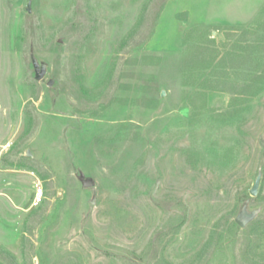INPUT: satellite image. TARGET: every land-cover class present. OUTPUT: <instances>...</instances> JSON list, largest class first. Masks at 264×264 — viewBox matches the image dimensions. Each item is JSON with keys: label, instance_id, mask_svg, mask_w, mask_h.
I'll list each match as a JSON object with an SVG mask.
<instances>
[{"label": "rangeland", "instance_id": "rangeland-1", "mask_svg": "<svg viewBox=\"0 0 264 264\" xmlns=\"http://www.w3.org/2000/svg\"><path fill=\"white\" fill-rule=\"evenodd\" d=\"M0 264H264V0H0Z\"/></svg>", "mask_w": 264, "mask_h": 264}, {"label": "water", "instance_id": "water-1", "mask_svg": "<svg viewBox=\"0 0 264 264\" xmlns=\"http://www.w3.org/2000/svg\"><path fill=\"white\" fill-rule=\"evenodd\" d=\"M28 11L31 12L30 7L28 8ZM35 67L38 68L37 64L35 65ZM44 76H45V69L42 68V69H40V71L37 69V78L42 79V78H44ZM50 85H52V82H50ZM258 185H259V182L256 183L254 189L252 190V192H251L252 195L256 194ZM250 220H251V217L247 215L245 210H243L241 215L237 218L236 221L240 226L244 227L250 222Z\"/></svg>", "mask_w": 264, "mask_h": 264}, {"label": "built area", "instance_id": "built-area-1", "mask_svg": "<svg viewBox=\"0 0 264 264\" xmlns=\"http://www.w3.org/2000/svg\"><path fill=\"white\" fill-rule=\"evenodd\" d=\"M43 196V189L39 188L38 191L36 192V201L40 202L42 200Z\"/></svg>", "mask_w": 264, "mask_h": 264}]
</instances>
